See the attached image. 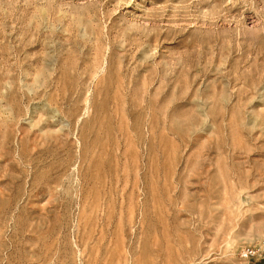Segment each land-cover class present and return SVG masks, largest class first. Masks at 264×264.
Wrapping results in <instances>:
<instances>
[{
	"label": "rangeland",
	"instance_id": "obj_1",
	"mask_svg": "<svg viewBox=\"0 0 264 264\" xmlns=\"http://www.w3.org/2000/svg\"><path fill=\"white\" fill-rule=\"evenodd\" d=\"M264 0H0V264H264Z\"/></svg>",
	"mask_w": 264,
	"mask_h": 264
},
{
	"label": "built area",
	"instance_id": "obj_2",
	"mask_svg": "<svg viewBox=\"0 0 264 264\" xmlns=\"http://www.w3.org/2000/svg\"><path fill=\"white\" fill-rule=\"evenodd\" d=\"M242 257L245 260L264 259V250L261 248L248 247L242 250Z\"/></svg>",
	"mask_w": 264,
	"mask_h": 264
}]
</instances>
